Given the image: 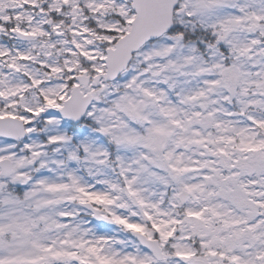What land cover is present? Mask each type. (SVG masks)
<instances>
[{
  "label": "snow or ice",
  "instance_id": "1",
  "mask_svg": "<svg viewBox=\"0 0 264 264\" xmlns=\"http://www.w3.org/2000/svg\"><path fill=\"white\" fill-rule=\"evenodd\" d=\"M0 264H264V0H0Z\"/></svg>",
  "mask_w": 264,
  "mask_h": 264
}]
</instances>
